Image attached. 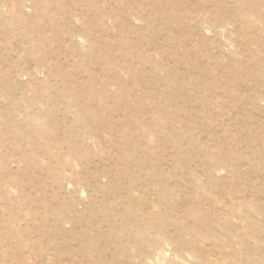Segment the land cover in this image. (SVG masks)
I'll return each mask as SVG.
<instances>
[{
  "label": "rangeland",
  "instance_id": "1",
  "mask_svg": "<svg viewBox=\"0 0 264 264\" xmlns=\"http://www.w3.org/2000/svg\"><path fill=\"white\" fill-rule=\"evenodd\" d=\"M0 264H264V0H0Z\"/></svg>",
  "mask_w": 264,
  "mask_h": 264
}]
</instances>
